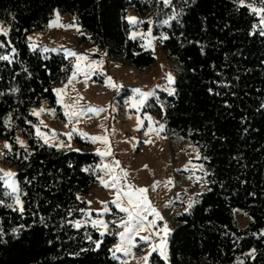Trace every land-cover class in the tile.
Masks as SVG:
<instances>
[{"label":"trees","instance_id":"1","mask_svg":"<svg viewBox=\"0 0 264 264\" xmlns=\"http://www.w3.org/2000/svg\"><path fill=\"white\" fill-rule=\"evenodd\" d=\"M251 2L0 0V20L9 26V41L0 34V55L11 61L0 60V139L11 147L1 161L15 169L24 208L4 206L15 201L0 181V264L122 261L110 251L120 212L106 215L104 236L89 223L76 227L87 208L80 195L98 181L91 143L74 136L77 148L53 146L36 135L32 111L45 104L61 114L54 86L71 70L61 53L32 50L27 42L55 12L72 16L88 45L138 71L151 68L156 57L131 32L151 28L160 51L178 64L174 94L159 91L152 103L171 137L197 149L206 183L193 206L171 219L167 262L153 252L149 264H264V36L260 18L246 6ZM253 6L260 7L259 0ZM130 9L143 23H129ZM236 209L248 217L243 227ZM252 249L255 259L246 255Z\"/></svg>","mask_w":264,"mask_h":264},{"label":"rangeland","instance_id":"2","mask_svg":"<svg viewBox=\"0 0 264 264\" xmlns=\"http://www.w3.org/2000/svg\"><path fill=\"white\" fill-rule=\"evenodd\" d=\"M56 13L43 27L34 29L27 35L28 45L34 44L35 49L45 54L61 53L64 58L65 49L86 56L87 59L79 63L81 68L89 72L88 77L86 78L81 72L69 84L68 78L72 76L73 65L77 63V60L75 57L65 58L71 63V70L66 74L64 82L57 83L54 89L65 88V85H67L65 92L61 94L63 105H72L79 101L77 109L91 106L100 111L84 113L78 121L73 118L72 122L69 123L68 117L64 115L65 108L62 104H58L61 108L60 115L55 111L54 114L51 113L49 110L52 109L43 104L40 108H44L45 111L40 112L38 116L35 115L38 119L36 130L39 128L41 133L47 136V144L74 148H77L73 141L74 136L81 137L80 132L87 133V137L81 138L91 143L90 150L98 156L96 165L98 181L90 188L88 193L80 195V198L87 202L84 218L79 221L80 224L89 223L92 225L93 221L103 220L107 224L108 230L106 215L113 213V208L119 212L115 205L111 203L115 199V189L102 186L98 179V177H103L105 180L109 179L105 170H103L105 164L112 165L114 161H119L120 168L128 173L127 180L137 188L148 190V200L163 219L157 220L154 228L136 234L134 239L136 246L132 248L128 256H123L119 252L116 253L120 260L126 261V264H144L142 257L148 254L151 246L160 243V236L163 235L160 229L165 224L167 225L169 229L166 237L167 241L173 229L172 217L177 212L188 208L190 199L194 204L197 195L204 191V184L206 183V173L204 169L201 171L203 165L197 158L199 156L197 149L171 137L170 130L152 103V99L156 98L159 91L168 93L166 89L173 88V85H167L166 76L171 74L174 79L178 64H175L172 58L163 55L155 41L151 28L146 30L140 26L131 32V36L141 38L143 45L153 50L156 57V62L151 68L146 71H138L124 65L118 59L109 58L103 51L95 46L88 45L86 41L82 40L83 31L72 16L59 14V24L71 25L70 27H48L50 22L56 20ZM128 17H135L139 20V17L131 9L127 12L126 18ZM0 26L8 29V35L5 37L9 41V26L2 20H0ZM29 37L32 39L29 40ZM45 48L50 51H44ZM53 49L56 51H51ZM92 61L98 62V66L94 70L86 67ZM108 78H111L112 83L118 87L110 86L107 83ZM133 89L154 92V95L149 97L146 103L137 110V108L130 106L133 100L138 101L140 99L133 92ZM54 94L57 101L56 93L54 92ZM137 118L143 121V126L139 128ZM160 125H163L164 128L162 131H157ZM73 127L78 132L73 133L69 138L67 133L71 132ZM145 132H148V135H145ZM98 136H106L108 144L106 145L100 140L93 141L89 139V137ZM40 139L44 142L42 138ZM19 140L24 142L21 137ZM146 141L151 142L146 143ZM5 142L0 139V176H3L5 172L15 173L13 166L4 164L1 161L3 152L6 150L4 147ZM109 148L111 155L102 157L98 154L109 150ZM116 171L118 172L119 169H116ZM14 180L17 183L15 177ZM169 181L171 183H168ZM154 185L155 187H153ZM8 190L10 191V189ZM105 206L108 207V212H103ZM120 213L114 221L117 226L115 246L120 243L118 234L124 231L118 225L122 219H127L125 213ZM234 214L238 225L240 227L245 226L248 217L241 214L237 209L234 210ZM152 219L153 217L149 215L148 220ZM96 229L99 233L102 231L107 232L100 225H97ZM152 232H159V235H151ZM141 236H149L150 239L145 242L140 240ZM166 254H168V244ZM238 261L236 260L232 264H238Z\"/></svg>","mask_w":264,"mask_h":264},{"label":"snow or ice","instance_id":"3","mask_svg":"<svg viewBox=\"0 0 264 264\" xmlns=\"http://www.w3.org/2000/svg\"><path fill=\"white\" fill-rule=\"evenodd\" d=\"M234 2H237V0H234ZM163 3L165 4V6H169L171 3V0H163ZM238 3L241 6H245V0H238ZM256 3H257V0H252V2L247 4L246 6L250 9V11L253 14L257 15L260 18V25L264 26V15H262V13H264V0H259L260 7H254L253 5ZM178 15L179 13H174L173 16L170 17V19H176ZM127 19L129 23L131 24L143 23V21H138L135 17H128ZM148 23H151V21H148ZM168 23H169L168 20L164 21V24H168ZM55 26L70 27L71 25L65 26V25L59 24V13L57 12L56 20L53 22H50L48 25V27H55ZM255 27L256 26L254 25V28ZM259 32H260V35L264 36V27H260ZM0 34L7 36L8 29L0 26ZM28 39L31 40L32 38L29 37ZM161 39L166 40L168 39V37L162 36ZM2 47H4V44L0 43V48ZM29 47L32 50H35L36 46L34 44H29ZM13 51L15 50L13 49ZM44 51H50V50L45 48ZM51 51H56V50L53 49ZM64 55H65V58L75 57L77 60V63L73 65L72 76L68 78L69 84H71L72 80L75 79V77L81 72H83L86 78L88 77L89 72L81 68V64L79 63L80 61L87 59L86 56L78 54L75 51H72L70 49H65ZM0 60H8L9 62H11L9 56L7 55H0ZM97 66H98V62L92 61L91 64L87 65L86 67L94 70L95 67ZM166 80H167V85L169 86L175 83L171 74H168L166 76ZM107 83L112 87H118L117 85L112 83L111 78H108ZM66 87L67 85H65V88ZM157 87H160V86H157ZM65 88L54 89V92L56 93V96H57V101H56L57 104L63 105V99H62L61 94L65 92ZM166 90L168 91L169 95H173L175 92L173 88H167ZM13 91H16V90L14 89ZM133 92L140 99L138 101L133 100L130 106L133 108H137V110H139V108L146 103L149 97L154 95V92H143L140 89H133ZM0 95H3V93H0ZM78 103L79 101H76V103L72 105H63V107L65 108L64 115L68 117L69 123L72 122L73 118H76L78 121L79 117L83 115L84 113H95V112L100 111L99 109H95L91 106L81 107L80 109H77ZM44 111H45L44 108H40L39 110L34 109L32 111V115L38 116L40 112H44ZM49 111L54 114L55 110H49ZM41 123H43V121H41ZM5 125L10 126V123L8 120L5 121ZM65 126L67 127L68 125H65ZM137 126L138 128L143 126V121H141L139 118H137ZM163 128L164 126L160 125L159 130L157 131H162ZM76 132H78V130L75 127H73L72 131L67 133V135L69 136V138H71L72 134ZM36 135L37 137L42 138L45 144L48 143L47 136L44 133H41L39 128H37L36 130ZM79 135H81V137H87V133L80 132ZM145 135H148V132H145ZM89 139L93 141L100 140L106 145L108 144V139L106 136L89 137ZM17 142L21 145V147H24L23 141H20L19 139H17ZM150 142L151 141H146V143H150ZM4 147L6 149L11 150V147L7 142H5ZM98 154L101 155L102 157L109 156L111 155V150L109 148V150L105 152H99ZM197 158H199V156ZM116 169H119V171L117 172ZM84 170L88 171V169H84ZM103 170H105V173L109 177V179L105 180L103 177H98L99 182L101 183L102 186L106 188L115 189V199L111 201V203L115 205V207L119 210V212L125 213L127 216V219L126 220L122 219L120 224L118 225L119 227H122L124 229L123 232L118 234L120 237V243H118L115 246L114 251L110 249V251H112V258L119 259L116 253L119 252L123 256H128L131 253L132 248L136 246L134 243V239L138 232L147 231L149 229L154 228L156 226L157 220H162L163 217L155 209V207L152 206L151 202L148 200V197H147L148 190L146 188H137L133 186L127 180L128 173L123 168H120L119 161H114L112 165L105 164L103 166ZM201 171H203V168H201ZM15 175L16 174L12 172H5L3 176H0V181H3L4 188L6 189V191L4 192V195L10 198H14V201H15V207L13 204H6L4 206L8 208H12L13 210L18 209L21 213H23L24 208H23L22 201L20 200V196L18 195L20 189L16 181L14 180ZM197 179H200V178H197ZM168 183H171V181H169ZM153 187H155V185ZM8 189H10V191H8ZM77 199H79V197H77ZM0 204H3V201H0ZM192 206H193V201L190 199L188 203V208H191ZM188 208H186L185 211H187ZM108 211H109L108 207L105 206L103 208V212H108ZM149 215L153 217L152 220H148ZM92 225L93 227L100 225L105 230H107V224L103 220L93 221ZM80 226L81 225L78 222L76 224V227L79 228ZM16 231H17L16 229H13V232H16ZM160 231L163 232V235L160 236V243L151 246V249L148 252V254L142 257L144 264H149V257L152 255L153 252H159V255L165 260V262H167L166 237L169 232L167 225L165 224L164 227L160 229ZM2 235L3 234L0 233V239H2ZM100 235L104 236L105 232L103 231L100 232ZM151 235H159V232H152ZM260 235L264 236V232H262ZM149 239H150L149 236L140 237V240L145 241V242H147ZM95 243H96V248H99L101 242H95ZM255 252L256 250L252 249L246 255L251 257L252 259H255ZM121 264H126V261H121ZM238 264H244V261L239 260Z\"/></svg>","mask_w":264,"mask_h":264}]
</instances>
